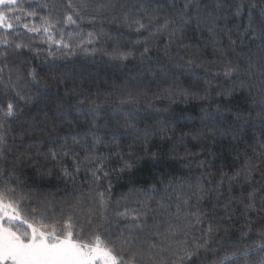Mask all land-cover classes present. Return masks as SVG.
<instances>
[{
  "label": "trees",
  "instance_id": "16d2710c",
  "mask_svg": "<svg viewBox=\"0 0 264 264\" xmlns=\"http://www.w3.org/2000/svg\"><path fill=\"white\" fill-rule=\"evenodd\" d=\"M0 12L2 225L116 264H264V0Z\"/></svg>",
  "mask_w": 264,
  "mask_h": 264
},
{
  "label": "rangeland",
  "instance_id": "374dc122",
  "mask_svg": "<svg viewBox=\"0 0 264 264\" xmlns=\"http://www.w3.org/2000/svg\"><path fill=\"white\" fill-rule=\"evenodd\" d=\"M16 0H0V6ZM10 18L0 12V26L9 27ZM10 206L0 213V264H116L107 250L93 245H81L72 241H49L39 235L32 241H24L14 231L2 225L11 216Z\"/></svg>",
  "mask_w": 264,
  "mask_h": 264
}]
</instances>
